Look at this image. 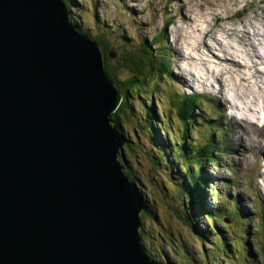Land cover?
<instances>
[{
    "label": "water",
    "instance_id": "1",
    "mask_svg": "<svg viewBox=\"0 0 264 264\" xmlns=\"http://www.w3.org/2000/svg\"><path fill=\"white\" fill-rule=\"evenodd\" d=\"M121 100L64 0H0V264H156Z\"/></svg>",
    "mask_w": 264,
    "mask_h": 264
},
{
    "label": "rangeland",
    "instance_id": "2",
    "mask_svg": "<svg viewBox=\"0 0 264 264\" xmlns=\"http://www.w3.org/2000/svg\"><path fill=\"white\" fill-rule=\"evenodd\" d=\"M69 2L70 8H72L71 17L77 23H80L81 29L86 33L93 31L92 35L94 36L107 35L109 37L107 39L110 40L109 45L116 54L125 53L129 49L139 48V41L146 40L147 43H151L153 39H160L158 42L161 43L160 49L157 51L153 47L157 51L159 59H161V56H165L168 59V67L176 73L177 69L173 62L175 55L177 65H182L185 70L193 72L198 79L196 82H206V84L197 82V85L190 83L195 87L188 89V92L214 95L222 82L229 89L227 97L233 101L234 105L238 104L242 109L245 106L243 101H249L250 99L249 105L246 106L252 107L253 105V108L258 110L259 114L253 112V108V110L251 108L249 110H240L226 106L227 102L223 94L218 98L219 101L217 103L221 108L216 106L214 102L204 106L208 113L216 108L214 117L220 118L225 124H230L228 128L222 129L224 132V143L218 146L217 149L226 146L232 149L235 147L234 155L231 154L229 157L224 158L225 155L219 156L217 154L218 160L221 161L223 158L222 164L228 166L231 163L228 167L230 172L227 169H223V167L215 169L212 166L207 168V172L218 176L220 180L225 178L224 176L226 175L230 178L234 174L236 178L234 183L237 186V190H235L245 200L247 209L251 213H255L252 202L257 205L259 204L258 201L261 202L264 209V178L260 173L259 153L253 148L254 146H264V123H261L258 119L260 116V119L264 121V115L262 114L264 95L260 89L258 90L259 80H262V77L259 74L256 75V70L246 71L241 68V70L233 71L234 68L228 64L218 65L215 61L219 62V60L213 56L214 53L221 58L229 57L230 54L227 53L229 51L234 52L230 45L241 48L244 51H241L240 59H233L242 62L245 67L249 54H254V50L249 47V44L260 48L262 54H264V38L260 37V34L263 35L264 33V0H69ZM74 3H77V6ZM244 28L248 30V33L243 38H246V40L242 39ZM165 36H167V39H164ZM244 41L249 43L246 48L244 44L247 42ZM205 43H208L210 48ZM219 43L223 44L222 48L224 51ZM171 50H173L174 55H172ZM185 54H187V57H185ZM188 56L191 58L187 59ZM202 58H204V61H202ZM226 67L231 69L230 74L224 71ZM237 68L239 67L237 66ZM261 70H264V68ZM233 75L236 77L240 76L239 83L238 78L235 79ZM117 76L121 81H131L132 79L130 73L125 69L118 73ZM243 76H246L250 81H244ZM215 79L220 81H215ZM177 80L183 82L180 78ZM188 80H191L190 76H188ZM247 88L254 91L253 94L256 95V98L254 96L249 98L244 96V89L247 92L249 91ZM150 90V87L145 84L142 91L137 87H131L130 91L125 90V92H122L123 95L127 94V98L124 97L127 100V104L131 106V108H128V112L134 116L128 119L127 123L123 120L124 125L122 127L128 139L127 144L131 143L134 149V153L130 156L131 164H133L132 169L135 171L134 180L137 182L138 189L146 197L149 209L155 216V218L144 221L142 226L143 231L146 233L144 242L147 241L151 252L163 264H204L202 261L204 257L200 258L202 255L206 256V264H209V259L213 254L214 237H208L209 243L201 242L202 236L199 237L198 233H196L197 231L194 232L193 227L191 228L187 225L181 217L183 208L179 202H183L182 199L185 196L181 187L182 182H184L183 175L177 176L179 170L175 169L174 166H172L174 168L172 170L173 173L170 168L166 167L167 169H163L162 174H159L153 168V162L157 159L161 161L159 157L155 158L160 149L162 152L160 156L163 160H165V157H169L173 165L174 158L171 157V150L173 151L175 147L179 148L182 153V158L179 159L180 162L184 158L190 161L201 158L197 152L194 157L192 155L186 156L185 154L191 152L189 149L193 148V144L197 148L200 147V143L202 147L208 143L213 144L216 142L215 136L209 142L207 136L212 131H219V129L217 127L209 128L207 122L199 124L196 117H192V120L188 121L192 132L189 131L188 134L183 136L185 141L182 146H174L175 144H172L170 137L175 141L176 137L180 136L179 134L176 136L173 133L169 134V131H165L161 123L163 120L160 116V104H158L159 95L152 94ZM167 90L170 91L169 88ZM158 91H161V89L159 88ZM197 114L200 116V112ZM203 115L206 120L211 119L207 116H212V114L206 115V113H203ZM230 115L238 116L236 118L241 123L242 130L236 131L235 122L237 120L230 119ZM244 115L248 116L251 121H245L243 119ZM173 125L177 131L185 128L177 121ZM142 127L143 138L141 135ZM159 136L161 148L157 147V138ZM164 136L167 138L165 139ZM238 136L244 139L242 145L247 150L246 153H241L244 156L238 154L239 147L236 139ZM143 139H145L147 144ZM238 161L239 165L237 164ZM161 164L164 166L162 161ZM180 172L183 173L181 167ZM155 188L164 190V194L167 197L163 193L162 196L167 198L166 202L156 199ZM169 204L173 205L171 207L172 210L169 209ZM258 209L259 207L256 206V210ZM262 214L263 212L260 211L259 215ZM195 217L197 222L190 221L186 212L184 213V219L187 222H193L200 231L204 230L209 235L208 221L202 220V216L199 217V215ZM262 223L260 219L256 218L254 222L247 226L250 231L244 241L249 243L250 248L244 247V257L242 252L239 253L238 258L231 257L234 252L230 253V255L226 252L228 260L220 257L219 263L216 264H258L260 252L255 246V234H257L260 242L261 239L262 242L264 241L263 233H261ZM235 234L237 236V232ZM229 242L225 241L227 244ZM246 248L251 253V258L249 257V259ZM218 256L219 254H217ZM239 259L240 261L236 262Z\"/></svg>",
    "mask_w": 264,
    "mask_h": 264
},
{
    "label": "trees",
    "instance_id": "3",
    "mask_svg": "<svg viewBox=\"0 0 264 264\" xmlns=\"http://www.w3.org/2000/svg\"><path fill=\"white\" fill-rule=\"evenodd\" d=\"M65 3L67 5L68 9H71L69 0H65ZM74 22H75V20H74ZM94 38L96 40H98V42L102 46V50L105 52L104 64H105L106 70L108 71V74L111 76L112 80L116 84H118V86L122 92H125V90H129V88L132 87V85L141 87L145 84L146 80L147 81L151 80L154 82L155 74H156V76L160 75V77H163L165 75H170V73H171V71H169L167 69V67L165 66L166 65L165 61H163V62H156L155 61L156 56H155L154 52L152 51V49L150 48V46H148V45L147 46L140 45L136 51H129V52L126 51L125 53H122V54L120 53L115 59H113L109 53V51H110V45H109L110 40L107 39L108 36L101 34L98 37H93V39ZM124 69L127 72H129L131 77H132V81L129 82L128 84H125L124 82L121 84V82L118 81L119 77L117 76V74L121 73ZM131 83H132V85H131ZM126 97H127V94H126ZM188 100L191 102H196V103L198 102L197 97H194V96H187L186 97V96H182L179 94V95H173V97H172V104L179 107L178 110L182 114L180 117L184 121L186 120L189 112L186 113L184 106H181L180 104L183 101L188 102ZM128 102H129V99H128ZM129 107L131 108V106L129 104H127V101H126L112 115V120L114 121V123L117 126H119L120 129L122 127L121 126L122 124L120 122L121 119L122 120L126 119L128 121V119L133 118V114L128 112ZM120 131H121V133L124 132L122 129ZM124 136L126 137V135H124ZM159 138H160V136L157 138V147L161 148V139H159ZM215 145H216V142H214L213 144L208 143V144L201 147V143H200V145H199L200 147L196 148L195 145L193 144V148L189 149V150H191V152H188L185 155L186 156L192 155L194 157V155H196L195 153L197 152L201 156V158H198L196 160L194 159L193 161H190L189 159L184 158L182 160V162L179 161V159L182 158V155H181L182 153L179 151V148L176 147V148H174L173 151L171 150V155H172L171 157L174 158L173 165H172L169 157H165V160H163V158L160 156V154L162 152L159 149L158 155H156L155 158L159 157L165 167L162 166L161 161H159V159H157L155 162H153L154 163L153 168L159 174H162V170L167 169V168H170L171 172L173 173L172 170H174V168H175V169L179 170L177 172V176L180 174L183 175L182 177L184 178V182H182L181 187L183 188L182 193L185 196L182 199L183 202H179L183 208L181 211V217L187 225H189L191 228L193 227V229L196 230L197 233H199L201 236H202V232L194 225L193 222H190V221L193 220L194 222H196L195 216H198L197 212L195 214V211H192V210L198 209L201 212L204 210V202H205L206 194L203 190L205 189V187L207 185V182H206L207 177L205 175L206 169L211 165H214L215 167L220 168L219 167V160L217 159V157L214 156V154H217V153H221L222 155L225 154V152L223 150L216 149ZM133 153H134V149L131 146V143H129L123 149V152L121 155L122 158L120 159V162L124 163L125 172L135 182V180H134V172L135 171L132 169L133 164H131V160H130V156ZM172 166H174V168ZM180 167L183 169V173L180 172ZM135 183L137 185V182H135ZM154 190L157 193V194L155 193L156 199H160L161 201L166 202L167 198H164L162 196V193L164 194V190L163 189L158 190L157 188H155ZM164 196L167 197L165 194H164ZM143 198H144V196H143ZM144 201H145V198H144ZM174 202H176V201L174 200ZM171 207H173V205L169 204L170 210H172ZM185 212H186L188 219L190 220L188 222L184 219V213ZM219 212H221L220 207L218 209H216L214 212H212V211L209 212L208 215H212L214 213H219ZM150 218H155V216H153V213L150 211L149 206L146 205V210L142 214V220H148ZM250 221L251 220H248V223ZM262 232L264 233V231H262ZM141 235L143 237V235H146V234L143 231V232H141ZM219 235H223V234L220 233ZM243 238H244V236L240 240H236V242L241 241V243H242L241 246L236 245L237 252L241 251L242 247L245 245ZM206 240H207V238L204 239V241H206ZM225 244H226L225 242L216 243V245L214 246L215 252H213L210 260L215 261V263H216L217 260L215 259V257L217 255V253L220 255L221 258L224 257V256H221V254H222V251L227 252V246L228 245H225ZM146 246H147L148 250L151 251V249L148 247L147 244H146ZM259 248L262 252V256L264 257V244L261 243ZM183 249L186 251L185 248H183ZM148 254L152 258L155 257L150 252H148ZM205 257L206 256H203V255L200 256V258H203L202 261H204V262H206ZM262 263L264 264V259H263Z\"/></svg>",
    "mask_w": 264,
    "mask_h": 264
},
{
    "label": "bare ground",
    "instance_id": "4",
    "mask_svg": "<svg viewBox=\"0 0 264 264\" xmlns=\"http://www.w3.org/2000/svg\"><path fill=\"white\" fill-rule=\"evenodd\" d=\"M181 29V28H180ZM179 30V29H178ZM177 30V31H178ZM244 32H243V36H242V39L244 38V35L246 34V33H248V30H246L245 28H244ZM260 37H262V38H264V33H263V35L262 34H260ZM243 40H246V38L245 39H243ZM248 40V39H247ZM264 41V40H263ZM244 42H247V43H245L244 44V46H245V48H246V46L249 44L248 43V41H244ZM178 44H179V41H178ZM220 44V47H221V49L223 50V44H221V43H219ZM207 47H209L210 48V46L207 44ZM230 47L233 49V51L234 52H228L227 54H230V56L229 57H231V58H229V57H227V58H221V57H219L218 55L216 56L214 53H213V56L215 57V58H217L218 60H219V62L218 61H215L216 62V64H228L229 66H231L232 68H234L233 69V71L234 70H241V68H244L246 71H251V70H256V75H258V74H261V77H262V80H259V88H258V90L260 89L262 92H263V95H264V71H261V72H259L258 70H257V68L259 67V66H261V65H263L264 64V55L262 54V52H261V49L260 48H258V47H255V46H253L252 44H249V47L252 49V50H254V54H249V59H248V61H247V63H246V66L244 67V65H242V63L240 64L238 61H236V60H234L233 58H238V57H241V55H242V53H241V51H244L243 49H241V48H236V47H234V46H232V45H230ZM224 51V50H223ZM238 52H240V54H238ZM217 54V53H216ZM185 57H187V54H185ZM210 57V56H209ZM191 57H189L188 56V58L187 59H190ZM187 59H186V62H187ZM211 59V58H210ZM208 60V59H207ZM202 61H204V58H202ZM237 66L239 67V68H237ZM185 67V66H184ZM182 71V73H180V75H179V77H181L182 79H184L185 78V76H184V72H188L189 74H191L193 77H194V79L195 80H198L197 78H196V76H195V74L193 73V72H191V71H189V70H185L182 66H181V68H180ZM215 69V68H214ZM231 69L230 68H225L224 69V71H226V73H228V74H230L231 73V71H230ZM202 76V75H201ZM234 77H235V79L236 78H238V83H239V80H240V76L238 75L237 77L235 76V75H233ZM202 77H204V76H202ZM243 78V80L244 81H250L246 76H243L242 77ZM215 81H220V80H216L215 79ZM201 82H203V83H205L206 84V82H204V81H201ZM208 83V82H207ZM243 89V88H242ZM249 91L247 92V91H245V89H244V96L245 97H247V98H249L250 96H254V98H256V95L255 94H253V92L254 91H252V90H250L249 88H247ZM227 90L228 89H226V87H225V85L224 84H221V86L218 88V91H219V94L221 93V94H223V96L225 97V101L227 102V105H230V106H232V107H236V108H239V106H236V105H234L233 103H232V101L227 97ZM243 103L245 104V106H243L242 107V109L241 110H249L248 109V106H246V105H249L248 103H250V99H249V101L248 100H246V101H243ZM253 104V103H252ZM244 108V109H243ZM252 108H253V105H252ZM251 108V109H252ZM264 108V107H263ZM254 109V108H253ZM252 109V110H253ZM264 111V110H263ZM253 112H256V111H254L253 110ZM257 113V112H256ZM259 114V113H258ZM244 119H246V120H250L246 115H244ZM254 123V122H253ZM244 130V129H243ZM244 139H243V137H239L238 138V143H239V145H240V148H242V152L241 151H239V155L240 156H244V155H242L241 153H246L247 152V150H246V148H243V145H242V141H243ZM249 145V144H248ZM253 145V144H252ZM256 151H258V152H260V153H262L263 154V159L262 158H259V160H258V162H259V164H260V169H263L264 170V146H260V147H257V146H254L253 147ZM249 152V151H248ZM247 219L245 218L243 221L245 222Z\"/></svg>",
    "mask_w": 264,
    "mask_h": 264
}]
</instances>
